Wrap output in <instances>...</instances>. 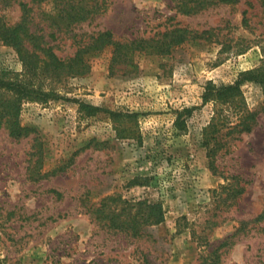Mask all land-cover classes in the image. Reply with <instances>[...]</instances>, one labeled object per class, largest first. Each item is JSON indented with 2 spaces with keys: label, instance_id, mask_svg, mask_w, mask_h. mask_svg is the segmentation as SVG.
I'll return each instance as SVG.
<instances>
[{
  "label": "rangeland",
  "instance_id": "obj_1",
  "mask_svg": "<svg viewBox=\"0 0 264 264\" xmlns=\"http://www.w3.org/2000/svg\"><path fill=\"white\" fill-rule=\"evenodd\" d=\"M21 22L26 54L40 55L32 83L53 94L23 100L27 136L0 128V264H264V86L241 83L259 112L251 132L212 152L203 139L207 85L264 65V0H0L8 78L26 68ZM174 29L186 39L168 52L114 61L113 44L93 47L77 75L39 47L69 60L102 32L125 43ZM159 202L163 217L145 223ZM111 211L143 235L111 226Z\"/></svg>",
  "mask_w": 264,
  "mask_h": 264
},
{
  "label": "trees",
  "instance_id": "obj_2",
  "mask_svg": "<svg viewBox=\"0 0 264 264\" xmlns=\"http://www.w3.org/2000/svg\"><path fill=\"white\" fill-rule=\"evenodd\" d=\"M26 30V24L24 25L23 22L13 28L14 45L22 53V59L26 67L24 72L14 71V77L10 78L6 76L9 74L8 72H0V128L6 126L9 129L10 135L14 138L27 136L30 131L28 126L21 124L19 118L23 100L34 98L46 99L53 94L52 90L46 91L41 86H35L32 83V78L37 74V72L33 73V70L38 68V64L34 62L33 58L40 55L35 52H28L26 54L24 38L21 36V32ZM179 32H182V30L174 29V33L170 36L133 39L125 43L113 40L110 31L102 32L93 44L87 48L79 49L69 60L60 58L53 52L51 47H42L41 45L39 47L44 49L48 58L44 62L53 71L77 75L87 71L88 65L85 60V52L93 47L100 49L105 45L113 44L115 47L113 60L121 61L122 58L126 59L128 57L130 50L152 49L158 52L170 51L172 46L186 39L184 34H179ZM27 36L30 38V41L35 43V36L33 34L28 32ZM245 80H253L264 86V65L241 72L240 78L235 83L223 86L209 83L206 87L203 95L204 100L214 104L212 118L203 131L204 143L210 152L213 151L215 144L218 143L222 134L233 135L251 132L256 124L259 112L248 106L244 92L241 89V83ZM233 117H235L234 120H232ZM178 125H180L179 122ZM146 205L150 211L146 216L145 214L143 215L145 223L154 224L160 221L164 214L162 204L159 202ZM106 217L109 218L111 226L126 232L131 231L134 235H143V231L137 225L135 217L121 219L120 214H117L115 211L109 212L106 214Z\"/></svg>",
  "mask_w": 264,
  "mask_h": 264
}]
</instances>
